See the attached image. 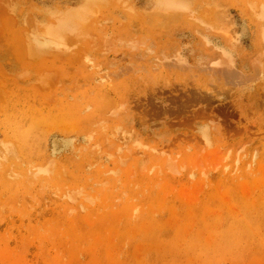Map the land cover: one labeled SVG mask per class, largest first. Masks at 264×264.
Returning a JSON list of instances; mask_svg holds the SVG:
<instances>
[{"label":"rangeland","instance_id":"rangeland-1","mask_svg":"<svg viewBox=\"0 0 264 264\" xmlns=\"http://www.w3.org/2000/svg\"><path fill=\"white\" fill-rule=\"evenodd\" d=\"M0 264H264V0H0Z\"/></svg>","mask_w":264,"mask_h":264},{"label":"bare ground","instance_id":"bare-ground-1","mask_svg":"<svg viewBox=\"0 0 264 264\" xmlns=\"http://www.w3.org/2000/svg\"><path fill=\"white\" fill-rule=\"evenodd\" d=\"M227 74H229V73H227Z\"/></svg>","mask_w":264,"mask_h":264}]
</instances>
